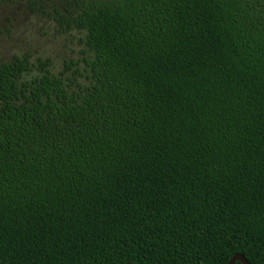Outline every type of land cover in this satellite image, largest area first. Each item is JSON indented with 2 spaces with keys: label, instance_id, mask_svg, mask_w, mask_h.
<instances>
[{
  "label": "trees",
  "instance_id": "1",
  "mask_svg": "<svg viewBox=\"0 0 264 264\" xmlns=\"http://www.w3.org/2000/svg\"><path fill=\"white\" fill-rule=\"evenodd\" d=\"M18 3L83 70L0 63V264H264V0Z\"/></svg>",
  "mask_w": 264,
  "mask_h": 264
},
{
  "label": "rangeland",
  "instance_id": "2",
  "mask_svg": "<svg viewBox=\"0 0 264 264\" xmlns=\"http://www.w3.org/2000/svg\"><path fill=\"white\" fill-rule=\"evenodd\" d=\"M82 51L76 32H58L44 16L33 14L21 3L0 5V63L13 56L28 55L33 62L37 58L49 59L54 73L68 61L74 62V69L81 73Z\"/></svg>",
  "mask_w": 264,
  "mask_h": 264
},
{
  "label": "water",
  "instance_id": "3",
  "mask_svg": "<svg viewBox=\"0 0 264 264\" xmlns=\"http://www.w3.org/2000/svg\"><path fill=\"white\" fill-rule=\"evenodd\" d=\"M235 262H239L240 264H248V262L239 254L233 255L227 264H234Z\"/></svg>",
  "mask_w": 264,
  "mask_h": 264
}]
</instances>
